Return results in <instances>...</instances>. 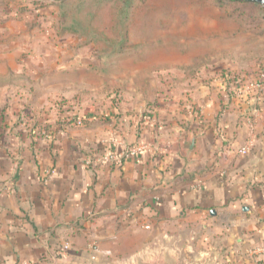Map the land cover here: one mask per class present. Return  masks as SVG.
<instances>
[{"label": "crops", "instance_id": "1", "mask_svg": "<svg viewBox=\"0 0 264 264\" xmlns=\"http://www.w3.org/2000/svg\"><path fill=\"white\" fill-rule=\"evenodd\" d=\"M12 3L0 0V32L23 19ZM229 36L240 45L214 44L207 87L184 105L134 93L105 109H58V95L82 96L42 91L37 76L0 80V264H254L264 81L244 86L264 73V55L250 57L246 32ZM132 147L120 162L102 159Z\"/></svg>", "mask_w": 264, "mask_h": 264}, {"label": "rangeland", "instance_id": "2", "mask_svg": "<svg viewBox=\"0 0 264 264\" xmlns=\"http://www.w3.org/2000/svg\"><path fill=\"white\" fill-rule=\"evenodd\" d=\"M10 1L39 14L12 9L23 19L0 32V80L37 76L42 91L82 96L56 95L53 108L105 109L134 93L189 104L212 76L203 56L216 42L224 48L237 38L240 45L227 32H246L250 57L264 55V7L249 3H226L227 11L218 0Z\"/></svg>", "mask_w": 264, "mask_h": 264}, {"label": "built area", "instance_id": "3", "mask_svg": "<svg viewBox=\"0 0 264 264\" xmlns=\"http://www.w3.org/2000/svg\"><path fill=\"white\" fill-rule=\"evenodd\" d=\"M263 81H264V73L263 72H258L256 77L251 80L250 82H248L247 84H245L244 89H254V90H258L261 89L262 85H263ZM81 122V121H80ZM79 122V123H80ZM264 137V136H263ZM138 147H132V148H127L125 149L123 152L117 153L115 151L109 150L108 154H105L102 156L103 160H112L114 162H120V159L123 157V155H127V153H134L136 151ZM239 153L240 154H246L247 153V147L246 146H242L239 148ZM7 191V188L4 184H0V196L2 194H4ZM144 228H148V226H143ZM69 248L68 244H64L61 252H65L67 249ZM90 249L92 251H96V247L95 245L91 244L90 245ZM250 256L253 259L254 264H264V242H261L259 244L254 245L251 249H250ZM92 259L94 258L93 256L91 257Z\"/></svg>", "mask_w": 264, "mask_h": 264}, {"label": "trees", "instance_id": "4", "mask_svg": "<svg viewBox=\"0 0 264 264\" xmlns=\"http://www.w3.org/2000/svg\"><path fill=\"white\" fill-rule=\"evenodd\" d=\"M219 1V4H221L223 7H225V9L227 10V11H229L228 10V8H227V6H226V3L227 4H229V3H235V2H240V3H249L250 5H253V6H259V7H264V4H258L257 2H251L250 0H218ZM18 15V14H17ZM237 16V15H236ZM240 19H242V18H240ZM230 80V79H229ZM167 101L168 100H171V98H167L166 99ZM70 109H75V107H70ZM81 119L82 120H84L85 119V117L83 116V117H81Z\"/></svg>", "mask_w": 264, "mask_h": 264}, {"label": "water", "instance_id": "5", "mask_svg": "<svg viewBox=\"0 0 264 264\" xmlns=\"http://www.w3.org/2000/svg\"><path fill=\"white\" fill-rule=\"evenodd\" d=\"M251 2H257V3H260V4H264V0H250Z\"/></svg>", "mask_w": 264, "mask_h": 264}]
</instances>
